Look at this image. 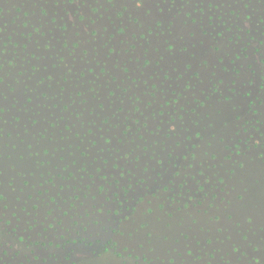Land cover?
<instances>
[{"label": "snow or ice", "instance_id": "snow-or-ice-1", "mask_svg": "<svg viewBox=\"0 0 264 264\" xmlns=\"http://www.w3.org/2000/svg\"><path fill=\"white\" fill-rule=\"evenodd\" d=\"M10 2L0 264H83L114 228L136 264H264V0H18L9 32ZM50 230L84 248L42 258Z\"/></svg>", "mask_w": 264, "mask_h": 264}, {"label": "rangeland", "instance_id": "rangeland-1", "mask_svg": "<svg viewBox=\"0 0 264 264\" xmlns=\"http://www.w3.org/2000/svg\"><path fill=\"white\" fill-rule=\"evenodd\" d=\"M14 3H18V0H11L10 3L4 5L5 7V11H4V18L5 21L4 22H8L9 23V32L12 31L13 29V25H11V20L19 14V11L15 8L12 7V4ZM21 9L24 7L21 4ZM177 7H179V0L177 2ZM24 10L26 11H31V7L30 5L26 6L24 8ZM38 11V10H37ZM51 11V9H50ZM211 14V13H209ZM21 15V19H23L22 13ZM61 15H63V12H61ZM227 18V17H226ZM206 19V18H205ZM3 23V22H0ZM19 23V22H18ZM253 28V32L252 34L256 36L257 40L261 39L262 37L259 35V33L256 31V26L253 24L252 26ZM219 30V29H218ZM22 31H30V29L27 30H23ZM209 31H211V29H209ZM261 31H264V28L261 29ZM57 35H59V33H57ZM14 39H19V37H14ZM245 41L247 40V37H244ZM22 44L25 42L23 40L20 41ZM258 45L256 43H253L252 47L255 48ZM30 51L32 50V48L30 47L29 49ZM252 49H249V54L251 55ZM11 58V57H9ZM257 57H253L252 58V62L254 63V67L257 69V73L259 74L260 71V65L256 64L255 61L257 60ZM238 65L241 62H237ZM245 64H247L248 62H244ZM131 67V65H130ZM97 71H99V69H97ZM43 73H40L38 75H41ZM256 80L257 85L259 84V76L257 75V77L254 78ZM22 87V85H21ZM43 90V89H42ZM254 95H255V89H253ZM225 94H227V92L225 91ZM253 110H255L253 108ZM15 114V113H14ZM59 113L57 112V115ZM21 133H22V125H21ZM15 135V133H14ZM253 135H255V133H253ZM13 143H18V141L13 140ZM42 159L44 157H41ZM150 175L155 176L154 173H150ZM167 179V177L165 178ZM19 180L17 181V185H19ZM57 183H59V181H57ZM121 183H125V181H121ZM149 183L151 184V181H149ZM155 185H152L153 190H155ZM68 193L66 192L65 195H67ZM136 194L137 195H141L143 194L142 189H137L136 190ZM154 195V194H153ZM145 197L146 198H153L148 196V193L145 192ZM121 199H123V194H121ZM125 210L131 211L132 209H129L127 204H123L122 205ZM109 207L115 208V205H109ZM100 210H97L98 214H99ZM103 219V217H102ZM112 219H116V217H112ZM15 225V221H13V226ZM116 226V225H113ZM23 227V225L21 226ZM37 231H40V229H37ZM93 231V229H90V232ZM116 233V229H113V237L112 240L110 242H104L103 239H101V243L100 244H94L93 241L90 239L85 241L86 246H91L94 250H96V254L95 257H87L83 260V264H136L135 258L134 257H124L121 252L116 251V246H117V240L118 237L115 234ZM27 235H31L32 236V241H31V245L30 247L36 251L37 254L41 255V257L43 258L48 252L51 254H57L58 256H63V254L67 251H71L73 248H75L77 251H79L80 249L84 248V245H71L68 241H65L64 243L58 239H55L54 234L52 233V231L50 230L49 233H47V237L48 240H44V238L42 236H39L35 233H29ZM83 235V233H82ZM73 239H76L75 235L73 234ZM56 243H60V247L57 248ZM63 243V244H62ZM65 246H67V248L65 249ZM90 251V250H89ZM249 255H253V253L251 252V249H248ZM73 259L76 260L77 257L74 255ZM233 261L235 262V255L232 257ZM5 264H16V261H14L11 257V254L9 255V260L7 262H5ZM48 264H54L53 261H49ZM61 264H63V262L61 261ZM179 264V261H178ZM214 264H217V262H214ZM246 264V262H245Z\"/></svg>", "mask_w": 264, "mask_h": 264}]
</instances>
